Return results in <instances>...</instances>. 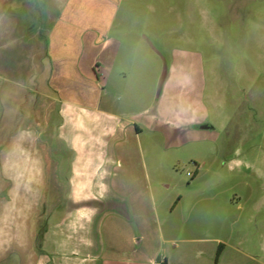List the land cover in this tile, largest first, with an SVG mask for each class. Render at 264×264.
Listing matches in <instances>:
<instances>
[{
  "label": "rangeland",
  "instance_id": "obj_1",
  "mask_svg": "<svg viewBox=\"0 0 264 264\" xmlns=\"http://www.w3.org/2000/svg\"><path fill=\"white\" fill-rule=\"evenodd\" d=\"M48 2L14 0L10 8L23 21L13 29L19 41L0 53V76L9 81L3 90L20 88L11 84L17 81L34 96L18 105L34 104L39 140L12 146L19 239L0 252V264H92L101 221L112 210L101 191L87 197L75 190L90 176L58 141L59 104L43 84L48 60L40 66V47L27 43L46 26ZM136 13L141 26L130 27L145 40L130 35L127 45L146 49L144 65L132 81L106 90L123 93L119 110L129 117L146 114L135 118L142 132L134 126L115 149V179L126 196L114 200L130 209L110 217L113 229L105 233L126 254L136 249L158 263L215 264L220 239L222 264H264V0H145ZM17 120L19 131L31 124ZM5 196L0 202L11 201ZM10 214L0 206V224L12 223Z\"/></svg>",
  "mask_w": 264,
  "mask_h": 264
},
{
  "label": "crops",
  "instance_id": "obj_2",
  "mask_svg": "<svg viewBox=\"0 0 264 264\" xmlns=\"http://www.w3.org/2000/svg\"><path fill=\"white\" fill-rule=\"evenodd\" d=\"M144 1L49 0V5L45 7L48 16L46 26L38 29L30 41L27 40L28 44L40 47V66L41 60H48L49 74L43 84L53 93L59 104L58 121L54 126L58 141L60 145H66L69 151L75 152L77 161L74 166L81 163L85 173L88 172L90 176L88 184L82 188L76 184L75 190H81L87 197H94L95 191H101V194L109 199L108 203L112 209L101 221V232L98 231L100 249L97 250L92 264H174L169 258L158 263L147 255L140 254L136 249L135 253L128 255L122 251L119 244L111 241L108 232L105 233V230L113 229L112 224L108 223L110 217L124 218L130 209L127 202L116 203L114 200L126 196L122 194L123 191L115 179L118 177L116 168L119 166L115 159V149L126 141L127 133L134 126L137 134L142 132V124L136 122L135 118L146 114L139 113L129 117L126 111L119 110L120 104L126 99L123 93L118 89L111 92L106 88L110 83L113 86H121L132 81L137 75L136 71H140L144 65H141L139 56H145L146 49L138 45H127L130 35H135L138 43L139 40H145L141 32L136 33L130 27L136 22L141 26V19L136 11ZM13 2L14 0H0V53L7 45L19 41L13 29L16 33L23 21L19 9L10 8ZM23 8L30 17L36 18L35 9L30 2H25ZM150 49L156 52L154 48ZM4 82L9 81L0 76V149L7 150L0 155V167L5 165L9 174H0V182L8 183L4 187L1 185L0 198L6 195L2 199L10 198L11 201L2 200L0 206L4 213L10 211L12 223L0 224V252L15 245L19 239L18 226L13 224L20 192L15 188L19 176L10 174L15 172L10 154L12 146L39 145V140H36L38 135L35 136L34 131V112L30 111L35 109L34 104L30 107L26 104L18 105L29 102L30 99L34 103V96L26 94L24 86L17 81L11 84L20 88L3 90ZM14 115L17 119L20 116L21 122L26 119L29 124L30 121V126L20 131L18 128L13 129L14 124L19 123V120L16 123L13 121ZM190 121L193 123L196 119L191 118ZM45 125L47 124L44 122L40 126L43 129ZM204 126L208 128H203ZM200 127L212 128L210 124ZM75 173L83 172L74 168V175ZM27 223L26 220L22 229L25 230L26 240H31L33 233L31 232L29 238L31 228ZM214 241L220 243L215 264H222V241Z\"/></svg>",
  "mask_w": 264,
  "mask_h": 264
},
{
  "label": "water",
  "instance_id": "obj_3",
  "mask_svg": "<svg viewBox=\"0 0 264 264\" xmlns=\"http://www.w3.org/2000/svg\"><path fill=\"white\" fill-rule=\"evenodd\" d=\"M203 128H208L207 126H204Z\"/></svg>",
  "mask_w": 264,
  "mask_h": 264
}]
</instances>
